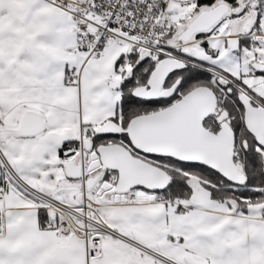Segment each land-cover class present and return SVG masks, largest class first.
<instances>
[{"label":"snow or ice","instance_id":"6c2138e0","mask_svg":"<svg viewBox=\"0 0 264 264\" xmlns=\"http://www.w3.org/2000/svg\"><path fill=\"white\" fill-rule=\"evenodd\" d=\"M0 264H264V0H0Z\"/></svg>","mask_w":264,"mask_h":264}]
</instances>
